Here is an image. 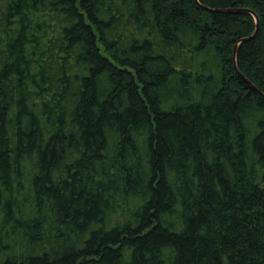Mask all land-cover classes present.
Returning <instances> with one entry per match:
<instances>
[{
	"label": "trees",
	"instance_id": "trees-1",
	"mask_svg": "<svg viewBox=\"0 0 264 264\" xmlns=\"http://www.w3.org/2000/svg\"><path fill=\"white\" fill-rule=\"evenodd\" d=\"M0 264H264V0H0Z\"/></svg>",
	"mask_w": 264,
	"mask_h": 264
},
{
	"label": "water",
	"instance_id": "water-1",
	"mask_svg": "<svg viewBox=\"0 0 264 264\" xmlns=\"http://www.w3.org/2000/svg\"><path fill=\"white\" fill-rule=\"evenodd\" d=\"M197 2H198V0H196ZM206 8V7H205ZM206 9H208V10H213V9H210V8H206ZM216 11V10H215ZM247 12H251V13H253L252 11H250V10H246ZM255 16V18H256V21H257V28H258V21H259V19H258V17H257V15H254ZM256 33V32H255ZM253 37V36H252ZM237 68V67H236ZM238 71V70H237ZM255 88V87H254ZM256 89V88H255ZM259 91V90H258ZM260 92V91H259Z\"/></svg>",
	"mask_w": 264,
	"mask_h": 264
}]
</instances>
